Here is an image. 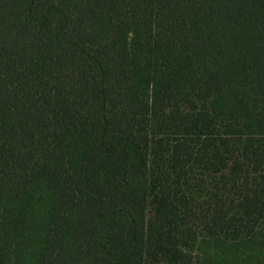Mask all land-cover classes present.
<instances>
[{
  "label": "trees",
  "instance_id": "obj_1",
  "mask_svg": "<svg viewBox=\"0 0 264 264\" xmlns=\"http://www.w3.org/2000/svg\"><path fill=\"white\" fill-rule=\"evenodd\" d=\"M0 264H264V0H0Z\"/></svg>",
  "mask_w": 264,
  "mask_h": 264
}]
</instances>
